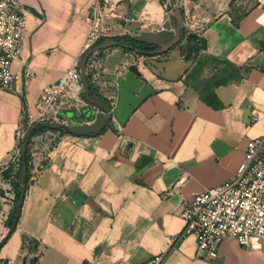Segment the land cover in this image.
<instances>
[{
  "label": "crops",
  "instance_id": "0c3cea01",
  "mask_svg": "<svg viewBox=\"0 0 264 264\" xmlns=\"http://www.w3.org/2000/svg\"><path fill=\"white\" fill-rule=\"evenodd\" d=\"M109 2L102 20L107 39L131 40L166 23L174 28L168 0ZM93 3L21 1L25 36L11 64L19 79L12 90H0V165L8 162L16 128L34 124L43 87L83 57ZM178 9V46L186 48L192 34L205 49L176 82L143 70V57L132 50L96 52L99 82L91 91L110 109L131 65L156 93L131 114L121 136L113 124L97 136L60 134L43 170L27 184L14 227L11 213L0 222V264L33 258L34 264H144L158 254H165L162 264H264V246L248 250L227 238L218 258L207 261L192 236L179 237L181 202L227 182L247 142L264 132V0H178ZM93 115L86 109L77 119L71 112L65 117L68 124L90 123ZM182 174L186 182L174 188Z\"/></svg>",
  "mask_w": 264,
  "mask_h": 264
},
{
  "label": "built area",
  "instance_id": "2783aa9c",
  "mask_svg": "<svg viewBox=\"0 0 264 264\" xmlns=\"http://www.w3.org/2000/svg\"><path fill=\"white\" fill-rule=\"evenodd\" d=\"M21 1L0 0V90H12L19 79V75L11 72V64L19 56L25 36L28 14L21 8ZM109 1L94 0L90 7L85 20L88 32L83 56L107 39L102 20L111 12ZM95 54L93 52L89 55L85 64L89 90L96 88L99 82ZM78 64L76 62L65 72L56 84L43 87L34 123L70 125L66 113H73L77 119L83 110L89 109L94 114L98 111L82 98ZM31 77V72L27 71L25 78ZM113 110L109 111V123L115 126V133L121 136L122 126L114 119ZM257 119L258 114L253 110L250 122L255 123ZM29 127L20 124L16 128L15 145L8 162L0 165V206L3 208L0 209V222L7 219L17 201L15 183L19 182L23 143ZM59 137L60 132L45 129L30 139L27 184L41 173ZM186 179V175L182 174L174 188L181 187ZM179 218L184 223L180 239L192 236L196 252L203 260L218 258L219 246L227 238L248 250H260L264 246V132L247 142L244 160L227 182L196 193L191 200L181 202ZM164 259L165 254H158L144 264H162ZM86 264L94 263L89 261Z\"/></svg>",
  "mask_w": 264,
  "mask_h": 264
},
{
  "label": "water",
  "instance_id": "95a60500",
  "mask_svg": "<svg viewBox=\"0 0 264 264\" xmlns=\"http://www.w3.org/2000/svg\"><path fill=\"white\" fill-rule=\"evenodd\" d=\"M168 9L172 11V18L174 28H171L170 23L164 24L163 28L155 33L142 32L137 36L131 37L133 42L139 45L152 47L149 50H139L137 48L120 44L115 40L106 39L96 45L91 51L87 52L79 61L78 71L82 86V98L89 104L97 108V112L93 115L91 123L70 125L64 124H32L25 137L23 143L24 155L26 146L29 140L31 131L44 128L46 130H59L60 132L72 136H97L110 124V108L98 96L90 94L89 84L85 74V64L89 55L93 52L106 50L112 47H122L132 50L135 54L143 57V70H149L153 75L168 82L178 81L185 72L193 64V58L185 53L183 46H178L180 40V31L183 26V16L178 9V0H168ZM156 91L146 84L141 77L136 65H131L124 72L123 76L118 80L117 103L113 110L114 119L124 126L131 114L138 108V106L149 96L155 94ZM26 177V167L21 163L19 181L24 183ZM24 198V191L19 192V199L16 205V212L19 213L21 204ZM36 260V258H33Z\"/></svg>",
  "mask_w": 264,
  "mask_h": 264
},
{
  "label": "trees",
  "instance_id": "16d2710c",
  "mask_svg": "<svg viewBox=\"0 0 264 264\" xmlns=\"http://www.w3.org/2000/svg\"><path fill=\"white\" fill-rule=\"evenodd\" d=\"M180 33L183 36V32L181 31ZM114 40L117 41L120 44H125V45H128V46L137 48L139 50H143V49H141V47H142L141 45H138V44L132 42L128 38H115ZM151 48L152 47H150V49ZM202 49H205L204 40H202L201 38H197L196 36H194L192 34L187 36V46L185 48V53L189 56V59L194 58L197 55V53L200 50H202ZM90 94L96 96L91 90H90ZM41 131H45V129L44 128H38V129H35V130L31 131L30 136H29V140H28V143H27V146H26L25 153H24V155H22L21 163H24V165L26 167V177H25V180H24L23 184H21L20 181L15 183V191H16V195H17V201H16V204H15V206L12 209L11 214H10L11 215V219H10L9 224H10L11 228L14 227V225H15L17 219H18V215H19V213L16 212V205H17L18 199H19V192L20 191H24V193H25L26 188H27L28 168H29L28 167V159H29V143H30V139L34 135H36L37 133H39ZM52 131H54V130H52ZM56 132H60V131L56 130ZM60 134H63V133L60 132ZM34 263H35L34 259H31L29 261V264H34Z\"/></svg>",
  "mask_w": 264,
  "mask_h": 264
},
{
  "label": "rangeland",
  "instance_id": "374dc122",
  "mask_svg": "<svg viewBox=\"0 0 264 264\" xmlns=\"http://www.w3.org/2000/svg\"><path fill=\"white\" fill-rule=\"evenodd\" d=\"M62 133V132H61Z\"/></svg>",
  "mask_w": 264,
  "mask_h": 264
}]
</instances>
